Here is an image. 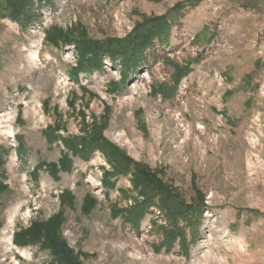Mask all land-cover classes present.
Masks as SVG:
<instances>
[{"label": "rangeland", "instance_id": "rangeland-1", "mask_svg": "<svg viewBox=\"0 0 264 264\" xmlns=\"http://www.w3.org/2000/svg\"><path fill=\"white\" fill-rule=\"evenodd\" d=\"M28 9L27 25L0 10V264H57L48 249L12 241L57 213L75 264H264V0H30ZM154 18L166 23L164 44L153 40L124 76L107 56L76 74L75 44L44 40L76 25L90 40L124 39ZM92 122L186 206L201 194L197 229L177 221L186 253L178 235L161 245L166 217L129 175L104 190V156L69 145Z\"/></svg>", "mask_w": 264, "mask_h": 264}, {"label": "trees", "instance_id": "trees-1", "mask_svg": "<svg viewBox=\"0 0 264 264\" xmlns=\"http://www.w3.org/2000/svg\"><path fill=\"white\" fill-rule=\"evenodd\" d=\"M5 2L8 5L3 8L0 7L3 18L23 25L30 24L32 20V15L28 12L30 0H6ZM165 28L164 18H154L136 26L124 39L112 38L95 41L90 40L85 30L81 26L76 25L65 31L50 28L44 33V40L51 46H56L59 43L63 45L75 44L80 58L78 67L74 69L76 74L87 71L91 64L99 67L100 57L107 56L112 62L118 58L124 63L125 69L123 72L121 71L124 76L126 71H135L139 67L138 63L144 59L143 54L145 52L152 51L154 47L153 40H157L159 45L164 44L162 31ZM84 119L85 116H83ZM84 126L83 135L74 138L76 143H69V145L71 147L74 145L78 150L77 153L82 151L91 153L97 150L104 156L111 171L103 170V189L108 190L114 186V183L110 182L113 177L129 175L133 191L141 195L146 206H155L166 217L167 227L161 228L164 237L161 245L167 246L169 250L175 238L174 235H178L180 236L181 251L186 253L187 249L184 246L185 240L182 228H178L177 221L183 222L184 227H188L190 230L197 229L199 222L193 221L200 217L203 209V197L201 194L197 193V199L192 202V205L186 206L176 196L171 194L166 185L160 183L155 175L148 170L147 166L132 161L113 144L106 141L102 137L103 128L99 124L92 122L91 125L86 124ZM59 201L61 205L64 206L66 204L68 208H71L73 197L69 192H62L59 196ZM93 205L94 202L90 198L85 197L81 207L82 212H90ZM62 222L63 218L60 213L51 216L44 223L33 222L28 229L14 234L13 244L16 247H21L24 243L38 244L42 249L50 251L57 264H75L70 251L58 236Z\"/></svg>", "mask_w": 264, "mask_h": 264}, {"label": "bare ground", "instance_id": "bare-ground-1", "mask_svg": "<svg viewBox=\"0 0 264 264\" xmlns=\"http://www.w3.org/2000/svg\"><path fill=\"white\" fill-rule=\"evenodd\" d=\"M9 133H10V132H9ZM10 134H11V133H10ZM12 218H13V215H12V216L9 218V220H8V224H7L8 226H7V228H9V229L12 227ZM8 242L10 243V240H9ZM15 264H18V263L15 262Z\"/></svg>", "mask_w": 264, "mask_h": 264}]
</instances>
